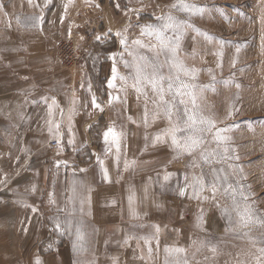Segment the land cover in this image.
<instances>
[{
	"label": "rangeland",
	"instance_id": "374dc122",
	"mask_svg": "<svg viewBox=\"0 0 264 264\" xmlns=\"http://www.w3.org/2000/svg\"><path fill=\"white\" fill-rule=\"evenodd\" d=\"M186 2L203 9L202 13L189 14L173 7L177 0H0V46L15 38L21 45L16 49L32 54L33 60L57 59L75 85L85 88L89 104L95 97L101 111L99 123L91 130L94 152L112 159L120 169L124 188L126 184L130 187L123 190L124 196L129 193L132 197L131 201L124 198V218H128L127 207L138 218L87 226L93 239L83 243L84 250L103 249L105 254L74 258L76 264H165L166 246L184 249L167 258L186 259L188 264H255L257 248L264 247L260 242L264 226L252 224L242 229L235 223V213L232 231H228L229 220L221 211L232 205L231 196L224 191L227 184L223 180L217 184L214 199L207 186L213 179L212 169H216L237 188V200L243 186L249 202L264 216V0ZM168 14L194 26L184 29L176 57L185 68L196 71L189 75L180 72L181 79L215 85V91L205 90L197 104L204 116L216 121L217 128L229 129L221 133L229 137L227 141H215L213 129L190 155L178 153L165 134L171 123L151 86L137 85L143 89L140 92L133 87L136 64L143 63L138 57L156 59V51L148 46L157 41L154 36L142 35V28L161 23L157 18ZM30 17L40 19L31 21ZM118 32L127 38L126 47L120 44ZM71 34L80 55L75 65L64 63L57 49ZM166 35L175 34L169 30ZM36 37L43 46L29 51L26 38ZM136 40L144 46L134 44ZM23 53L15 60H26ZM113 53L122 56L113 58ZM4 56L0 47V65L8 62ZM158 63L164 65L161 72L165 77L177 74L176 68L169 70L171 60L164 53ZM113 64L118 76L113 81L115 87L109 88ZM121 76L127 79L121 80ZM165 98L171 100V94L166 92ZM230 106L239 109L231 117ZM178 108L179 113L173 109L172 121L178 115L183 118V106ZM109 127L121 134L118 151L115 144L105 142L104 132ZM202 151L218 154L204 163ZM169 173L172 175L166 181L164 176ZM194 176H203L206 185L196 194L191 186ZM181 187H185L183 195ZM243 232L257 238L255 243L242 236Z\"/></svg>",
	"mask_w": 264,
	"mask_h": 264
},
{
	"label": "crops",
	"instance_id": "0c3cea01",
	"mask_svg": "<svg viewBox=\"0 0 264 264\" xmlns=\"http://www.w3.org/2000/svg\"><path fill=\"white\" fill-rule=\"evenodd\" d=\"M26 40L29 51L43 46L41 38ZM5 42L0 46L8 60L0 65V264H36L37 258L41 264H76L77 257L104 255L103 249L74 248V227L65 231L67 222H82L86 243L93 239L87 226L138 218L129 207L124 218L123 201L130 194L123 190L130 187L124 188L119 167L94 152L91 130L101 109L88 103L85 88L75 85L57 59L36 61L16 49L15 38ZM18 53L26 60L16 61ZM54 139L59 147L51 146ZM46 245L52 247L48 253Z\"/></svg>",
	"mask_w": 264,
	"mask_h": 264
},
{
	"label": "snow or ice",
	"instance_id": "6c2138e0",
	"mask_svg": "<svg viewBox=\"0 0 264 264\" xmlns=\"http://www.w3.org/2000/svg\"><path fill=\"white\" fill-rule=\"evenodd\" d=\"M118 6V5H117ZM2 7V5H0ZM173 7L178 8L181 11L187 12L189 14L202 13L203 9L197 7L195 4L187 3L186 0H177V4H174ZM40 18L38 17H30L29 20L37 21ZM161 23L157 25H146L142 28V35L147 34L149 36H154L157 44L148 46L150 50L156 51V59L154 61H149L147 57L140 56L138 57V61L143 62L136 64V75L134 79L136 83L133 87L136 88L138 92L142 91V87H138L137 85H141L142 83L150 85L152 90L158 95L160 103L164 107L165 115L168 117L171 126L165 131L167 136H170L172 145L178 150V153H188L192 154L196 149L200 148V146L206 140V134H212L213 129H215V134L213 135V139L217 142L227 141L229 137L222 135L221 133L227 132L229 129L227 128H217L216 121L211 117L204 116L200 111V105L197 104V99L202 97L205 90L215 91V85L213 83H209L207 85H197L195 83H186L181 79L179 73L184 72L185 75L194 74L196 69H187L183 66L182 63L178 62L176 57V52L179 47V42L181 36L184 34V29L187 27H193L190 25L187 20H180L177 17L168 14L167 16H161L157 18ZM171 30L175 35L169 37L166 33ZM199 32V29H194ZM120 36V44L127 46V38L124 37L121 33H117ZM205 38L209 41L211 38L205 33ZM100 39V37H97ZM134 44L144 46L142 41L136 40L133 42ZM239 49H237V52ZM161 53H164L167 58L171 60L170 63V71L172 68H176L177 74L173 77L169 75L165 77L161 69L163 68V64L158 63V58ZM170 54V56H169ZM117 54L113 53L112 57L114 58ZM222 55V53H221ZM167 62V61H166ZM125 66H129L128 62L125 61ZM151 69V71H149ZM118 73L115 64L112 67V79L108 81L109 88L115 87L113 81L117 78ZM121 80H126V77H119ZM212 80H215V77H212ZM165 82H167V87L165 88ZM227 83V82H226ZM171 94V100L165 98V93ZM118 99V97L116 98ZM53 104H55V99L53 98ZM92 104L94 107L99 108L100 105L96 103L95 97H93ZM178 105L183 106V118L181 119L179 115L177 116L176 121H172L173 109H177V113H179ZM51 107V106H49ZM239 109H235L230 106V110L228 112V116L231 117L234 114L238 113ZM179 134V135H178ZM121 134L115 131L113 127H109L107 131L104 132V139L106 143L115 144L117 147V151L119 150V141ZM159 140L160 137L158 136ZM224 152L227 153V149H224ZM216 152H201V158L204 163L210 162V157L217 155ZM99 159V158H98ZM101 165H103V161H99ZM128 167V164L125 165ZM83 171V170H82ZM105 178H107L106 169L103 170ZM219 171H223L220 169ZM242 171V169H241ZM213 179L209 181L208 187H210L212 191V197L215 198V193L217 191V184L223 180L224 183L227 184L224 191L225 194L231 196L232 205L231 208L223 207L221 209L222 213L227 216L229 220V229L228 231H232L231 225L234 222L233 213H235V223H237L242 229L248 228L249 225L256 224L264 226V216H261L252 203L249 202L248 196L245 195L242 190L243 186H241V190L239 191L240 200H237V188L232 184L227 183L228 176L220 177L218 171L216 169H212ZM171 173L166 174L164 179L167 181L171 177ZM185 181L187 182V176H185ZM75 183V182H74ZM192 188L194 194L197 191L202 192L205 188L204 177H193ZM250 187V186H249ZM75 191V188H73ZM185 192V187L180 188V193L183 195ZM207 199V197H205ZM130 201L132 197H129ZM54 202V201H53ZM83 203V201H81ZM83 211V209H81ZM56 230L60 231L61 225L59 222L55 225ZM75 229V237L76 241L74 242V248L79 246V250H84V233L82 231V222H78L75 226L69 221L66 224L65 231L71 232L72 229ZM158 230V229H157ZM60 234L63 235L64 232L60 231ZM242 236L248 237L255 243L257 238L251 237L248 232H243ZM146 243L149 241L146 239ZM260 242L264 243V236L260 238ZM51 248V245L48 246ZM47 250V249H46ZM164 251L166 253L165 264H188L186 259H175L169 260L168 255L174 253H182L185 250L182 248L175 247H165ZM211 251L215 254L216 248L213 246ZM149 252H151V248H149ZM257 252L258 255L254 256L255 264H264V247H258ZM36 264H41L39 258L36 260Z\"/></svg>",
	"mask_w": 264,
	"mask_h": 264
},
{
	"label": "built area",
	"instance_id": "2783aa9c",
	"mask_svg": "<svg viewBox=\"0 0 264 264\" xmlns=\"http://www.w3.org/2000/svg\"><path fill=\"white\" fill-rule=\"evenodd\" d=\"M57 49L59 51L60 59L66 63H70V65H75L76 61L80 59V55L78 54V49L74 43V37L69 35L66 37L64 41L59 42ZM59 145V140L54 139L51 142L52 147H56Z\"/></svg>",
	"mask_w": 264,
	"mask_h": 264
}]
</instances>
